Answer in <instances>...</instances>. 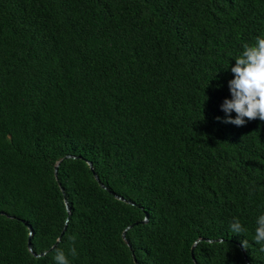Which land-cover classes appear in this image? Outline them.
Returning <instances> with one entry per match:
<instances>
[{"label":"trees","instance_id":"16d2710c","mask_svg":"<svg viewBox=\"0 0 264 264\" xmlns=\"http://www.w3.org/2000/svg\"><path fill=\"white\" fill-rule=\"evenodd\" d=\"M261 35L264 0H0V264H264V121L216 120Z\"/></svg>","mask_w":264,"mask_h":264},{"label":"clouds","instance_id":"9594fccd","mask_svg":"<svg viewBox=\"0 0 264 264\" xmlns=\"http://www.w3.org/2000/svg\"><path fill=\"white\" fill-rule=\"evenodd\" d=\"M234 60L235 65L230 69L234 78L228 81L231 99H224L221 105L226 118L222 120L217 116L216 120L237 127L257 118L264 121V35L256 37L252 44H245L242 53ZM233 112L235 118L231 115ZM256 223L254 242L262 245L261 251H264V214L258 217ZM230 231L234 234L245 232L238 218L230 223ZM70 240L72 245L67 252L60 247L54 248L55 264H71L69 256H77L75 236L70 237ZM241 246L247 249L248 240L241 241Z\"/></svg>","mask_w":264,"mask_h":264},{"label":"water","instance_id":"95a60500","mask_svg":"<svg viewBox=\"0 0 264 264\" xmlns=\"http://www.w3.org/2000/svg\"><path fill=\"white\" fill-rule=\"evenodd\" d=\"M66 157H68V156H64L63 158H66ZM58 164V162H56V164H55V166L53 167V173H54V175H55V170H56V165ZM87 164V166L89 167V169H90V164L87 162L86 163ZM92 176H93V178L97 181V178H96V176L92 173ZM98 182V181H97ZM99 186L100 187H102L103 189H104V187L101 185V184H99ZM116 200H120V201H122V199L120 198V197H118V196H116V195H112ZM65 208L67 209V207H66V205H65ZM145 220V218L143 219V221ZM24 226L26 227V229L29 231V226L28 225H26L25 223H24ZM128 227H130V225L129 226H127L126 228H128ZM61 234V233H60ZM121 238H123V232L121 233ZM58 239L59 238H56V240H55V242H57L58 241ZM198 241V240H197ZM195 244V242L193 243V245ZM193 245L191 246V248H190V254H191V250H192V247H193ZM26 246H27V250H28V252L32 255V256H34V257H36V256H39V255H41L42 253H40V254H34V253H32V251H31V249H30V246H29V243L27 242V244H26ZM52 247V246H51ZM191 258H192V256H191ZM192 261H193V259H192ZM133 262L135 263V261L133 260ZM244 262L246 263V261H245V259H244ZM193 264H196L194 261H193Z\"/></svg>","mask_w":264,"mask_h":264}]
</instances>
